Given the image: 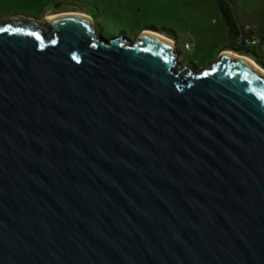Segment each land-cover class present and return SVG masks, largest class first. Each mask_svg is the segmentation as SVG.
I'll return each mask as SVG.
<instances>
[{"label": "water", "instance_id": "obj_1", "mask_svg": "<svg viewBox=\"0 0 264 264\" xmlns=\"http://www.w3.org/2000/svg\"><path fill=\"white\" fill-rule=\"evenodd\" d=\"M94 26L0 22V264H264V75Z\"/></svg>", "mask_w": 264, "mask_h": 264}, {"label": "rangeland", "instance_id": "obj_2", "mask_svg": "<svg viewBox=\"0 0 264 264\" xmlns=\"http://www.w3.org/2000/svg\"><path fill=\"white\" fill-rule=\"evenodd\" d=\"M219 1L0 0V22L14 16L22 19L44 18L49 8L52 11L56 8L72 9L73 12L85 14L83 9L93 2L98 11L97 25L104 38L123 35L135 42L147 30L163 32L174 38V48L179 52L180 63L189 64L199 71L212 65L219 57L223 44L228 41ZM227 1L239 22H249L247 18L251 15L253 20L249 23L264 29V0ZM15 5L20 7L19 10H15ZM187 43L190 48L186 47Z\"/></svg>", "mask_w": 264, "mask_h": 264}, {"label": "crops", "instance_id": "obj_3", "mask_svg": "<svg viewBox=\"0 0 264 264\" xmlns=\"http://www.w3.org/2000/svg\"><path fill=\"white\" fill-rule=\"evenodd\" d=\"M19 6L18 5H15V10H19ZM24 10V9H23ZM84 10V12H85V15H87L91 20H93V22H95L96 20H97V15H98V11L96 10V6L93 4V2H91V3H89V5H88V7H86V9H83ZM52 8H49L48 10H47V13H46V15H45V17H51V16H55L56 14H63V13H77V12H73L72 11V9H57L56 8V10L55 11H52ZM19 12V11H18ZM20 12H25V11H20ZM79 13V12H78ZM81 14H83V13H81ZM22 15V14H21ZM14 17H17V16H14ZM235 17H236V20H237V23L238 24H250L249 22H252V16L251 15H249L248 16V21L249 22H244V23H241V22H239V20H238V17H237V15L235 14ZM225 21V20H224ZM97 22V21H96ZM226 23V22H225ZM260 23V22H259ZM259 23H257V24H259ZM260 24H262V23H260ZM252 25V24H251ZM255 28H256V30L257 31H259V32H262V31H264V29H259L258 28V26H255V25H253ZM261 26V25H260ZM226 29H227V33H228V41H227V43H225V44H223V46H222V49L219 51V56L222 54V53H229V50H232V51H234V52H236V53H238V54H240V52L239 51H237V49H235V48H232V47H226V46H229V43L231 42V39H230V33H229V29H228V27H227V25H226ZM147 31H152V30H147ZM155 32H157V31H155ZM146 33V32H145ZM157 33H159V34H162V35H164V36H166V37H170V36H168L167 34H165V33H163V32H157ZM170 39H172V41L174 40V38H172V37H170ZM174 42V41H173ZM174 46H175V43H174ZM234 47H236L235 45H234ZM227 48V49H226ZM250 53H251V56L252 57H254L255 58V56L256 57H258V58H260L261 60H263L264 61V46H258V47H255V48H251V51H250ZM241 55V54H240ZM257 61V60H256ZM259 62V61H258ZM260 63V62H259ZM259 65H261V66H263L262 65V63H260Z\"/></svg>", "mask_w": 264, "mask_h": 264}, {"label": "trees", "instance_id": "obj_4", "mask_svg": "<svg viewBox=\"0 0 264 264\" xmlns=\"http://www.w3.org/2000/svg\"><path fill=\"white\" fill-rule=\"evenodd\" d=\"M219 8H220V11H221V13L223 15V18H224L225 22H226V25H227V27L229 29V33H230L231 42L229 43V46H226V47L235 48V49H237V51L240 52L241 55L249 56V57L253 58L254 60H257L260 63H262V65L264 66V61L263 60H261L260 58H258L256 56H255V58L251 56V53H250L251 48L237 45L236 37L238 35V30H239L238 28H239L240 24L237 23L235 14L232 11L229 2L227 0H220L219 1ZM234 45L236 47H234Z\"/></svg>", "mask_w": 264, "mask_h": 264}, {"label": "bare ground", "instance_id": "obj_5", "mask_svg": "<svg viewBox=\"0 0 264 264\" xmlns=\"http://www.w3.org/2000/svg\"><path fill=\"white\" fill-rule=\"evenodd\" d=\"M68 17H70V18H72V17H77V18L85 17V18L90 19L87 15L81 14V13H63V14H59V15L56 14L55 16H52L51 19L48 17L47 18L49 20H56L57 21V20L68 18ZM146 35L149 36L151 39L155 40L156 42L162 43V44L167 45L169 47H174V42L172 41V39H170V38H168L162 34H159L155 31H147ZM227 54L233 58H240V59L244 60L248 64H250V65L254 66L256 69H258L264 75V68L261 65H259L251 57L246 56V55H240L234 51H229V53H227Z\"/></svg>", "mask_w": 264, "mask_h": 264}, {"label": "built area", "instance_id": "obj_6", "mask_svg": "<svg viewBox=\"0 0 264 264\" xmlns=\"http://www.w3.org/2000/svg\"><path fill=\"white\" fill-rule=\"evenodd\" d=\"M238 29V35L236 37L238 46L248 48L264 46V31H257L251 24H240ZM186 47L190 48V44L187 43Z\"/></svg>", "mask_w": 264, "mask_h": 264}, {"label": "flooded vegetation", "instance_id": "obj_7", "mask_svg": "<svg viewBox=\"0 0 264 264\" xmlns=\"http://www.w3.org/2000/svg\"><path fill=\"white\" fill-rule=\"evenodd\" d=\"M94 25H95L94 28L96 30V33L99 34V35H101L100 34V31H99V28H98V25H97V22H94ZM36 28L39 29L46 36H51L52 35V32H51L50 27H46L43 24H38L36 26Z\"/></svg>", "mask_w": 264, "mask_h": 264}]
</instances>
